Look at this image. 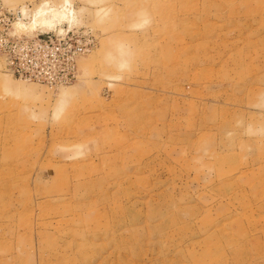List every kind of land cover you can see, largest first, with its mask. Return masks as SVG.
Returning <instances> with one entry per match:
<instances>
[{"label": "rangeland", "instance_id": "obj_1", "mask_svg": "<svg viewBox=\"0 0 264 264\" xmlns=\"http://www.w3.org/2000/svg\"><path fill=\"white\" fill-rule=\"evenodd\" d=\"M0 50V264H264V0H0Z\"/></svg>", "mask_w": 264, "mask_h": 264}, {"label": "built area", "instance_id": "obj_2", "mask_svg": "<svg viewBox=\"0 0 264 264\" xmlns=\"http://www.w3.org/2000/svg\"><path fill=\"white\" fill-rule=\"evenodd\" d=\"M59 44V39L54 40L50 36L47 38L45 36H39L37 39H21L15 44H12L6 53L11 56V67L14 72L19 73L22 77L29 78L27 80L39 83L44 81L49 82L48 79L50 76L47 73H41L38 68L41 67L42 63L46 66H52L58 61ZM21 54L26 57L24 61L20 60L19 56ZM76 58L74 54L69 62V71L74 72L73 77L76 76ZM73 77L71 79L65 77L64 83L59 82L56 85L68 84L72 81Z\"/></svg>", "mask_w": 264, "mask_h": 264}, {"label": "bare ground", "instance_id": "obj_3", "mask_svg": "<svg viewBox=\"0 0 264 264\" xmlns=\"http://www.w3.org/2000/svg\"><path fill=\"white\" fill-rule=\"evenodd\" d=\"M69 2V1H68ZM67 2V3H68ZM66 9V8H65ZM65 9H64V11L63 12H58V13H56V14H54V11L53 10H51V9H49V10H44V9H42V8H39L37 11H36V13H35V15H36V20L38 19V17L40 16H42V15H44L45 13H47V12H50V13H52L51 15H46V16H43L41 19H39V23H42V24H50V23H52V22H55L56 21V19H59L58 20V22H60L62 19H64V17H66V16H68V13L66 14V13H64V12H66L65 11ZM68 9V8H67ZM66 9V10H67ZM72 13V12H71ZM70 15V14H69ZM74 16V15H73ZM70 18H72L71 16H69V19ZM68 19V18H67ZM66 20V19H65ZM64 21V20H63ZM71 21H73V20H71ZM35 22H38V20L37 21H35ZM57 22V23H58ZM15 87H17V88H24L25 86L23 85V84H18V85H16Z\"/></svg>", "mask_w": 264, "mask_h": 264}]
</instances>
